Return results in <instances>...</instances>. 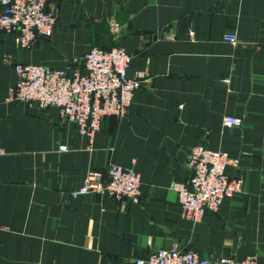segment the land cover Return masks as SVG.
<instances>
[{"label":"crops","instance_id":"0c3cea01","mask_svg":"<svg viewBox=\"0 0 264 264\" xmlns=\"http://www.w3.org/2000/svg\"><path fill=\"white\" fill-rule=\"evenodd\" d=\"M45 1L49 38L22 49L0 29V264H137L174 245L264 264V0ZM94 47L125 50L127 75L144 78L128 114L93 137L10 98L16 64L65 68ZM226 115L242 124L225 127ZM197 145L239 159L225 171L242 191L192 220L171 185L188 184ZM132 160L138 203L69 195L89 171Z\"/></svg>","mask_w":264,"mask_h":264},{"label":"built area","instance_id":"2783aa9c","mask_svg":"<svg viewBox=\"0 0 264 264\" xmlns=\"http://www.w3.org/2000/svg\"><path fill=\"white\" fill-rule=\"evenodd\" d=\"M45 0H0V29L16 36L19 48L33 46L37 39H47L54 31L56 15L46 9ZM112 33L119 32L111 24ZM236 44L233 33L223 36ZM130 54L113 47L91 48L82 58L72 59L65 68L16 64L15 84L10 98L24 104L35 103L40 108L58 110L63 122L76 126L78 132L89 137L101 130L104 118H124L129 111L135 91L141 86L143 76L127 75ZM241 118L226 115L225 127H238ZM66 151V146H60ZM239 159L225 150H212L206 145L194 146L187 158L191 173L188 184L173 182L178 203L184 214L199 220L207 213L219 210L226 198L242 191L240 178H231L226 167H237ZM94 193L114 200L128 199L138 203L141 197V178L135 169V160L129 167L109 164L104 171H89L79 188L69 195L77 197ZM137 264H257L254 255L241 261L232 258L201 256L195 251H183L174 245L157 249L146 258L136 259Z\"/></svg>","mask_w":264,"mask_h":264}]
</instances>
